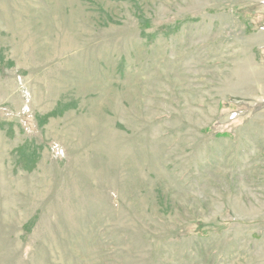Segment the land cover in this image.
I'll return each instance as SVG.
<instances>
[{
    "label": "rangeland",
    "instance_id": "obj_1",
    "mask_svg": "<svg viewBox=\"0 0 264 264\" xmlns=\"http://www.w3.org/2000/svg\"><path fill=\"white\" fill-rule=\"evenodd\" d=\"M0 264H264V0H0Z\"/></svg>",
    "mask_w": 264,
    "mask_h": 264
},
{
    "label": "trees",
    "instance_id": "obj_2",
    "mask_svg": "<svg viewBox=\"0 0 264 264\" xmlns=\"http://www.w3.org/2000/svg\"><path fill=\"white\" fill-rule=\"evenodd\" d=\"M202 227L198 225L197 229H196V232L199 233V232H202Z\"/></svg>",
    "mask_w": 264,
    "mask_h": 264
}]
</instances>
